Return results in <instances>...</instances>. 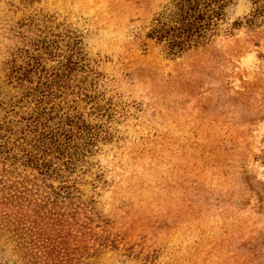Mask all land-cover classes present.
Segmentation results:
<instances>
[{
    "label": "rangeland",
    "instance_id": "1",
    "mask_svg": "<svg viewBox=\"0 0 264 264\" xmlns=\"http://www.w3.org/2000/svg\"><path fill=\"white\" fill-rule=\"evenodd\" d=\"M170 2L0 0V264H264V22Z\"/></svg>",
    "mask_w": 264,
    "mask_h": 264
},
{
    "label": "trees",
    "instance_id": "2",
    "mask_svg": "<svg viewBox=\"0 0 264 264\" xmlns=\"http://www.w3.org/2000/svg\"><path fill=\"white\" fill-rule=\"evenodd\" d=\"M236 0H171L153 19L146 36L166 47L170 55H181L211 43L227 21ZM255 0L256 9L249 25L264 22V2ZM241 21L234 25L240 26Z\"/></svg>",
    "mask_w": 264,
    "mask_h": 264
}]
</instances>
